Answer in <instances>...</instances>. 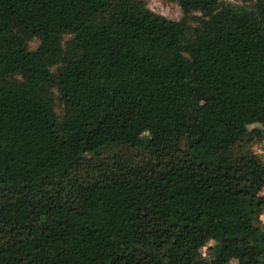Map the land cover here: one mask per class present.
<instances>
[{"label": "trees", "instance_id": "trees-1", "mask_svg": "<svg viewBox=\"0 0 264 264\" xmlns=\"http://www.w3.org/2000/svg\"><path fill=\"white\" fill-rule=\"evenodd\" d=\"M165 1L0 0V264H264V0Z\"/></svg>", "mask_w": 264, "mask_h": 264}, {"label": "rangeland", "instance_id": "rangeland-1", "mask_svg": "<svg viewBox=\"0 0 264 264\" xmlns=\"http://www.w3.org/2000/svg\"><path fill=\"white\" fill-rule=\"evenodd\" d=\"M148 6V8L156 13L162 14L163 16L171 19V20H179L182 17V11L178 4L174 2H166L165 0H144ZM231 3H240L239 0H226ZM31 48H35L38 45L37 40H33L29 43ZM257 123H260L258 120ZM255 126H260L256 124ZM252 128V126L250 127ZM253 151L257 153L260 157L264 159V140L256 141L253 144ZM261 220L264 226V212L261 215ZM203 255L207 253L206 247L201 249ZM229 264H236V260H231Z\"/></svg>", "mask_w": 264, "mask_h": 264}]
</instances>
